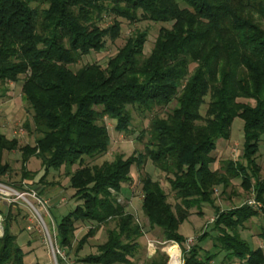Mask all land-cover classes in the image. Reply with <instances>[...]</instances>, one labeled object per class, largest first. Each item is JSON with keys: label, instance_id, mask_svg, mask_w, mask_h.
<instances>
[{"label": "trees", "instance_id": "16d2710c", "mask_svg": "<svg viewBox=\"0 0 264 264\" xmlns=\"http://www.w3.org/2000/svg\"><path fill=\"white\" fill-rule=\"evenodd\" d=\"M105 13L130 22L149 19L172 25L161 28L147 57V33L141 32L105 68L92 63L73 71L69 66L83 55L104 48L106 36H119L118 21L100 28ZM22 75L37 137L33 145H20L0 132V177L11 170L5 151H21L24 177L35 183L43 182L50 169H67L73 197L82 203L56 224L59 249L70 254L80 221L95 225L77 242L75 253L103 224L115 222L98 252L78 262L134 264L143 230L117 195L132 181V166L141 169L146 158L167 174L181 200L172 205L160 181L148 173L141 177L147 224L162 229L167 240L183 244L179 226L189 209L214 203V188L226 186L232 177H241L245 189L256 191L264 210V179L255 159L264 136V0H0V81L17 82ZM172 102L175 107L166 117L152 120L145 154H118L100 165L84 164L85 157L106 154L110 147L104 117L126 132L132 121L129 106L152 110ZM236 117L244 122L243 161H226L224 172L215 170L213 153L219 140L230 138ZM24 126L31 130L28 122ZM32 156L42 161L44 170L37 181L38 175L25 169ZM257 214L249 204L217 210L218 243L213 247L226 252L222 264L236 259L239 264H264V249L252 248L238 230ZM0 216L5 221L0 264H26V253L11 231L10 210L4 215L0 209ZM199 252L197 245L185 250L183 264H211L216 257L200 258ZM157 253L146 264H166L167 255ZM57 260L65 264L60 254Z\"/></svg>", "mask_w": 264, "mask_h": 264}, {"label": "rangeland", "instance_id": "374dc122", "mask_svg": "<svg viewBox=\"0 0 264 264\" xmlns=\"http://www.w3.org/2000/svg\"><path fill=\"white\" fill-rule=\"evenodd\" d=\"M114 21H118L120 24L119 36L115 39L106 36L104 48L99 51L92 50L89 54L83 55L77 62L69 66L73 71L92 63H98L105 68L109 59L124 47L128 39L141 32L147 33V40L144 45V57H147L154 47L161 28H170L172 25L171 22L149 19L130 22L127 19L109 16L106 13L103 14L98 24L100 28H107ZM194 67L195 64H192L190 70L192 71ZM23 79L24 76L22 75L17 82L3 83L0 81V132L8 138H17L20 145H33L37 134L33 125V110L22 92ZM243 101L254 103L252 100L245 99ZM175 104L172 102L167 106H156L152 110L129 106L132 121L129 130L126 132L116 130V120L107 116L104 117L102 122L108 127L110 133V147L106 154L94 158L85 157L84 164L100 165L105 161H113L118 154L123 155L124 158H128L132 154H145L146 145L150 139L149 129L152 120L156 117H166L175 107ZM206 107L207 105L202 107V114H205ZM27 122L31 130L24 126ZM243 124V120L236 117L233 121L230 138L218 141L217 149L213 153L216 158L212 164L213 169L224 172V162L243 161ZM255 159L259 168V177L264 179V136L260 141L259 151ZM4 161L10 164L11 170L7 175L0 177V209L3 210L4 215L8 210L11 212V231L16 236L17 243L26 253L25 263L58 264L57 254H60L65 259V264H88L80 263L77 259L97 253V246L106 241L107 231L115 227V222L103 224L96 235L90 238L79 252L75 253L74 249L78 244L77 242L92 225H95L89 221L78 222L73 249L68 254V249H59L58 247L56 224L82 202L77 197H73L75 190L70 187L67 169L65 167L59 170L50 169L43 182L35 183L33 180L24 177L20 150L5 151ZM77 167L78 165L73 166L72 170ZM25 169L29 173L38 175L35 181L44 172L42 161L34 156L30 158ZM146 173L150 174L154 180L160 181L172 205L181 203L180 199H176L175 192L167 179V174L160 171L150 158H146L141 169L137 165L132 166V181L125 183L117 196L118 201L126 206L127 212L134 215L135 221L143 230V236L139 239L140 247L133 258V263L146 264L147 261L150 262L153 257L159 255L157 252L165 253L168 257V263L170 259L167 249L173 244L172 240L165 239L162 229L149 227L141 208L143 198L141 177ZM20 195H24V197ZM213 202L202 203L199 207L189 209L188 219L179 226V233L186 238L183 244L177 242L181 249L183 263L185 250L189 251L192 246L197 245L200 248V258H205L207 254H216L211 264H222L226 252L213 247L214 242L218 243L215 240L218 229L214 227L217 210L221 212L243 204L251 205L258 211V214L246 221L238 230L252 248L262 247L264 249L263 203L256 199V191L253 188L245 189L241 177H232L226 186L219 185L214 188ZM4 225V217L0 216V236L4 234ZM203 235L206 237L201 240L200 237ZM149 240L156 242L155 251L153 247L148 245ZM174 248L177 247H172L170 252ZM230 264H239V261L236 259Z\"/></svg>", "mask_w": 264, "mask_h": 264}, {"label": "built area", "instance_id": "2783aa9c", "mask_svg": "<svg viewBox=\"0 0 264 264\" xmlns=\"http://www.w3.org/2000/svg\"><path fill=\"white\" fill-rule=\"evenodd\" d=\"M173 244H171L170 246H169V248L167 249V254H168V256H169V261H168V263L167 264H183V260H182V254H181V249H180V247H179V245H178V243L177 242H174V241H171ZM165 243H167V242H165ZM148 245L150 246V247H153V249H154V251H155V249H156V242H154V241H151V240H149L148 241ZM174 246H176L177 248H178V256H177V261L176 262H173L172 260H173V256H172V254L170 253V249L172 248V247H174ZM58 252L60 253V251L58 250Z\"/></svg>", "mask_w": 264, "mask_h": 264}, {"label": "bare ground", "instance_id": "6f19581e", "mask_svg": "<svg viewBox=\"0 0 264 264\" xmlns=\"http://www.w3.org/2000/svg\"><path fill=\"white\" fill-rule=\"evenodd\" d=\"M21 197H24V195H20ZM34 208V206H33ZM35 209V208H34ZM35 211L39 214V216L41 217L40 213L35 209ZM173 256V262H176L177 261V256H178V249L177 248H174L171 252H170Z\"/></svg>", "mask_w": 264, "mask_h": 264}]
</instances>
